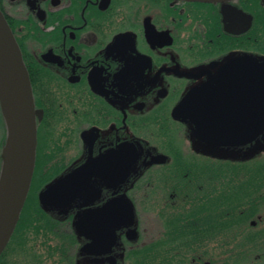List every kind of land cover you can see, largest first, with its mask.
Wrapping results in <instances>:
<instances>
[{
  "label": "flooded vegetation",
  "instance_id": "flooded-vegetation-1",
  "mask_svg": "<svg viewBox=\"0 0 264 264\" xmlns=\"http://www.w3.org/2000/svg\"><path fill=\"white\" fill-rule=\"evenodd\" d=\"M0 9L30 75L41 182L40 237L30 249L16 237L0 264L264 260V126L221 145L182 109L188 96H238L253 65L264 80V0H0ZM101 156L107 176L95 171L66 203L41 201ZM109 203L115 213L129 205L130 217L80 227ZM243 230L238 253L242 237L229 234Z\"/></svg>",
  "mask_w": 264,
  "mask_h": 264
},
{
  "label": "water",
  "instance_id": "water-1",
  "mask_svg": "<svg viewBox=\"0 0 264 264\" xmlns=\"http://www.w3.org/2000/svg\"><path fill=\"white\" fill-rule=\"evenodd\" d=\"M243 77V83L237 89L238 96H188L182 106L202 132L221 145H240L252 141L264 126L263 77L256 65H253L251 73L249 71L247 80ZM0 101L7 124V138L3 148L4 166L0 178L1 255L27 200L37 151L36 108L30 75L20 45L1 9ZM103 157L86 163L53 182L40 194L41 201L46 204L66 203L90 183L95 171L107 176L111 169H107ZM115 158L119 160L117 155ZM133 159L125 151L124 171L132 164ZM111 206L112 203H109L86 212L79 221L80 227L93 229L107 221L130 217L129 205L121 213L112 211Z\"/></svg>",
  "mask_w": 264,
  "mask_h": 264
},
{
  "label": "trees",
  "instance_id": "trees-1",
  "mask_svg": "<svg viewBox=\"0 0 264 264\" xmlns=\"http://www.w3.org/2000/svg\"><path fill=\"white\" fill-rule=\"evenodd\" d=\"M0 127L1 129L3 128L4 131L6 130V122H5V117H4L1 104H0ZM2 134L3 135L1 136V139H0V177L2 174V169H3V164H4L3 146L6 140L5 132ZM30 197L31 195L27 199V202L21 213L20 220L10 240V242H12L14 241V239H16V237L18 238V236L20 235L19 237L22 238L23 245L25 244L26 246L29 247V249H30L29 244H31L32 242H34L33 244H36L37 242L36 240H38V237H40V227H41V220L39 217L41 212L39 209L36 208L37 202L30 201L31 200ZM9 244L4 250L3 254H6L9 252V248H10ZM0 260L2 261L4 260V258L0 256Z\"/></svg>",
  "mask_w": 264,
  "mask_h": 264
},
{
  "label": "rangeland",
  "instance_id": "rangeland-1",
  "mask_svg": "<svg viewBox=\"0 0 264 264\" xmlns=\"http://www.w3.org/2000/svg\"><path fill=\"white\" fill-rule=\"evenodd\" d=\"M4 132L6 134V130L4 131L3 128L1 129V127H0V139H1V136L3 135L2 133H4ZM221 179H223V174L221 175ZM226 179L229 180L228 177H226ZM40 184H41V182H40V176L39 175H36V177L34 179V182H33V191H31V197H30L31 200L30 201H32V202L35 201L36 202V195H35L36 194V189H38V186ZM223 187H224V183L222 184V187L221 188H223ZM244 232H245V230H243V232L236 231L235 233L229 234L230 236L241 235V237H242V240L236 246V249H237V252L238 253H239V250L241 251L242 249H245V236H244ZM222 253L224 254V257L225 258H229L230 257V250L228 248H226ZM244 255L245 254H242L241 256L236 257V259H234L233 261H227L226 262V261H220L219 260V261L216 262V264H246V262L243 261V260H245V258L242 259L244 257ZM253 261H254L253 262L254 264H257V262H258V264L260 263V260H258V261L253 260ZM248 264H250V262H248ZM260 264H264V260Z\"/></svg>",
  "mask_w": 264,
  "mask_h": 264
}]
</instances>
